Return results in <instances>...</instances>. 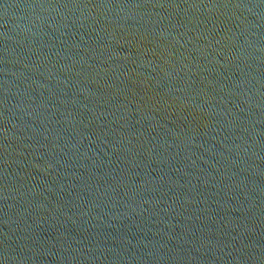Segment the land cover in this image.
<instances>
[{
    "label": "water",
    "instance_id": "1",
    "mask_svg": "<svg viewBox=\"0 0 264 264\" xmlns=\"http://www.w3.org/2000/svg\"><path fill=\"white\" fill-rule=\"evenodd\" d=\"M0 264H264V0H0Z\"/></svg>",
    "mask_w": 264,
    "mask_h": 264
}]
</instances>
